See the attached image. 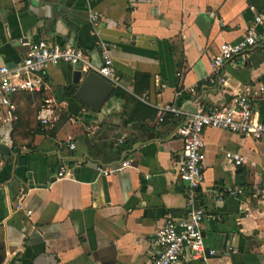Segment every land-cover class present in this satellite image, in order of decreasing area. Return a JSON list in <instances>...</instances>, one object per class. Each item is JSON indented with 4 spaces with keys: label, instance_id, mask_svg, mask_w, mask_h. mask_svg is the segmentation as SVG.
Listing matches in <instances>:
<instances>
[{
    "label": "crops",
    "instance_id": "0c3cea01",
    "mask_svg": "<svg viewBox=\"0 0 264 264\" xmlns=\"http://www.w3.org/2000/svg\"><path fill=\"white\" fill-rule=\"evenodd\" d=\"M261 10L264 0H0V65L20 59L21 40L77 47L96 66L103 45L116 80L100 77L112 88L100 104L97 82L74 95L87 73L77 79L69 64H47L40 91L12 96L16 119L0 143V264H145L154 231L186 210L173 168L177 123L168 114L159 122L157 107L193 111L264 84V24L256 44L223 66L224 87L210 82L209 65L217 45L239 41ZM46 100L58 116L41 126ZM253 110L264 121V99ZM202 141L196 203L203 244L215 253L176 264H264V199L253 197L264 191V142L216 128H205ZM226 151L242 163L224 160ZM126 158L122 171L97 170ZM61 164L70 177H56ZM232 186L242 192L227 194Z\"/></svg>",
    "mask_w": 264,
    "mask_h": 264
},
{
    "label": "built area",
    "instance_id": "2783aa9c",
    "mask_svg": "<svg viewBox=\"0 0 264 264\" xmlns=\"http://www.w3.org/2000/svg\"><path fill=\"white\" fill-rule=\"evenodd\" d=\"M97 15L89 13L88 20L96 21ZM264 24V10L254 12L250 25L237 42H222L217 45L211 55L209 65L213 78L210 82L224 87L227 78L223 66L236 57L242 56L252 48L258 38V26ZM20 46L25 52L12 66L0 65V143L10 140L12 124L15 121L16 106L12 96L22 92H37L43 87L40 72L47 64L66 63L72 67L79 66L82 74L93 73L115 85L112 60L103 45H99V65L96 66L85 52L71 45H58L44 39L36 41L21 40ZM193 92L192 87L188 88ZM264 99V84H246L231 92L230 97L221 103L206 108L198 107L193 111H185L175 104H164L157 107V118L161 122L169 114L178 120L174 133L181 139V147L173 168L178 179L183 183L185 196V214L174 219L167 218L154 231L150 238L151 249L145 264H176L184 258L202 259L213 255L212 249H206L200 230L205 217L204 211L197 201V190L203 181L202 163L204 161V145L202 132L205 128H216L248 137L256 142H264V121L257 118L253 103ZM58 116L57 109L50 101H44L36 115L41 126L53 123ZM119 143L121 139L116 140ZM67 148L74 149L73 142L66 140ZM114 145V143H113ZM223 158L233 166L242 163V157L236 152H224ZM131 162V158L123 159L114 170L99 168L107 175L110 172L122 171ZM71 172L66 164H61L56 172L57 178L70 177ZM229 195H237L242 189L237 186L226 187ZM253 197L264 199V191H255ZM29 211H26L28 213ZM245 215H247L245 213ZM227 249V247H225Z\"/></svg>",
    "mask_w": 264,
    "mask_h": 264
},
{
    "label": "water",
    "instance_id": "95a60500",
    "mask_svg": "<svg viewBox=\"0 0 264 264\" xmlns=\"http://www.w3.org/2000/svg\"><path fill=\"white\" fill-rule=\"evenodd\" d=\"M75 69V72L77 73V79L80 77V71H79V66H75L73 67ZM94 80V81H93ZM92 82H97L98 84H100L102 86L103 92L100 95L99 100H102L100 102V104L105 100V98L109 95V93L111 92L112 88L105 82L103 81L99 76H97L96 74L93 73H87L84 78L82 79L80 86L78 87V89L76 90V92L74 93L75 96H77L79 98V93L88 85H90V83ZM107 92V93H106ZM106 94V95H105ZM98 100V101H99ZM99 103V102H98ZM97 103V104H98ZM93 108H97V107H93Z\"/></svg>",
    "mask_w": 264,
    "mask_h": 264
},
{
    "label": "trees",
    "instance_id": "16d2710c",
    "mask_svg": "<svg viewBox=\"0 0 264 264\" xmlns=\"http://www.w3.org/2000/svg\"><path fill=\"white\" fill-rule=\"evenodd\" d=\"M118 91H120V90H118ZM70 92H71V90L69 89V93H68V91H67V94H70ZM166 118H168V119H170V120H173V121H175V123H177L178 124V120L176 119V118H174L173 116H171V115H167L166 116ZM176 124V125H177Z\"/></svg>",
    "mask_w": 264,
    "mask_h": 264
}]
</instances>
